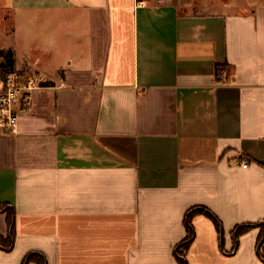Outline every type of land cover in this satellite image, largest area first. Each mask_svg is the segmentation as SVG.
Wrapping results in <instances>:
<instances>
[{
  "label": "crops",
  "instance_id": "1",
  "mask_svg": "<svg viewBox=\"0 0 264 264\" xmlns=\"http://www.w3.org/2000/svg\"><path fill=\"white\" fill-rule=\"evenodd\" d=\"M196 4L0 0L50 85L0 133V264H179L194 211L187 264H264V0Z\"/></svg>",
  "mask_w": 264,
  "mask_h": 264
},
{
  "label": "built area",
  "instance_id": "2",
  "mask_svg": "<svg viewBox=\"0 0 264 264\" xmlns=\"http://www.w3.org/2000/svg\"><path fill=\"white\" fill-rule=\"evenodd\" d=\"M34 77L20 70L0 74V133H16L17 108L28 104L32 91L41 88L42 81ZM242 167H247V164L243 163Z\"/></svg>",
  "mask_w": 264,
  "mask_h": 264
},
{
  "label": "trees",
  "instance_id": "3",
  "mask_svg": "<svg viewBox=\"0 0 264 264\" xmlns=\"http://www.w3.org/2000/svg\"><path fill=\"white\" fill-rule=\"evenodd\" d=\"M0 58H2L3 60L1 61L3 63V66L0 65V74H4L7 71H10L13 69V60H12V54L10 51L7 52H3L0 51ZM216 70H218V68H216ZM41 87H48L50 86L49 83H41L40 85ZM4 210L3 207L0 206V212ZM199 211V210H197ZM196 212V211H194ZM194 212H190L187 217H186V221H185V229H186V237L183 241V243L181 244V246L178 248L177 250V257H178V261L179 264H187L185 261V252L188 249L192 237H193V230L191 228V224H190V218L191 216L194 214ZM199 212L204 213L206 216L210 217L213 219V223L214 226L216 228V230H219V226H218V222L215 218H213L210 214H208L207 212L200 210ZM7 225L8 228L10 229V234L11 236H13V220H12V213L7 215ZM263 227V226H262ZM249 228V226H243V227H238L236 228V233L235 235L241 234L242 232H244L245 230H247ZM264 239V229L262 228L260 230V234L258 237V246H261V242ZM5 250H9L8 245H6ZM260 257L264 260V255L260 254ZM33 260V255H27L21 262V264H28L29 262H31ZM38 264H44L43 262H38Z\"/></svg>",
  "mask_w": 264,
  "mask_h": 264
},
{
  "label": "rangeland",
  "instance_id": "4",
  "mask_svg": "<svg viewBox=\"0 0 264 264\" xmlns=\"http://www.w3.org/2000/svg\"><path fill=\"white\" fill-rule=\"evenodd\" d=\"M192 1V0H190ZM193 3H197V7H192V8H185L183 9L185 12H190V13H195V12H223V11H227V12H238V8H235L234 6H232L231 8H223V4H231V5H235L239 3V0H193ZM204 5V6H203ZM1 36H0V41H1ZM3 59L0 58V62ZM14 70H20V71H24L25 73H27L30 77H34L33 73L29 72L28 70H26L25 68H16L14 67V63H13V69L10 71H14ZM35 78V77H34ZM37 79V78H36ZM41 83H48L46 81H42ZM264 229V226L262 227Z\"/></svg>",
  "mask_w": 264,
  "mask_h": 264
}]
</instances>
